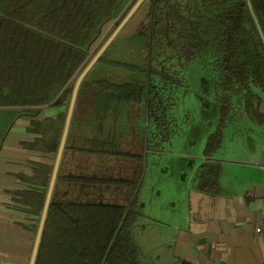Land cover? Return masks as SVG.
Masks as SVG:
<instances>
[{
    "label": "trees",
    "instance_id": "trees-1",
    "mask_svg": "<svg viewBox=\"0 0 264 264\" xmlns=\"http://www.w3.org/2000/svg\"><path fill=\"white\" fill-rule=\"evenodd\" d=\"M137 1L0 0V151L20 118L69 107L77 79L105 44L104 26L120 23ZM126 29V44L141 45L135 48L141 62L112 56ZM121 32L80 84L51 203L127 209L143 151L168 143L175 132L164 110L168 78L151 63L167 52L185 65L201 57L215 78L219 121L191 189L220 197L223 167L209 157L225 128L239 129L247 120L264 125V0H145ZM103 68L127 76L92 77ZM154 73L161 83L147 86V74ZM90 132L89 141L102 148L88 146ZM140 211L137 192L114 236L42 238L34 264H154L144 261L132 236Z\"/></svg>",
    "mask_w": 264,
    "mask_h": 264
},
{
    "label": "crops",
    "instance_id": "crops-1",
    "mask_svg": "<svg viewBox=\"0 0 264 264\" xmlns=\"http://www.w3.org/2000/svg\"><path fill=\"white\" fill-rule=\"evenodd\" d=\"M46 113L20 118L0 151V264H32L38 236L40 241L114 236L124 214L112 207L58 206L50 201L42 225L58 158L57 119L50 117L53 112ZM256 126V152H214L209 157L223 167L220 197L196 192L191 183L185 187L187 212L171 227L176 232L165 243L174 263L264 264V235L256 234L250 222L264 210V125Z\"/></svg>",
    "mask_w": 264,
    "mask_h": 264
},
{
    "label": "rangeland",
    "instance_id": "rangeland-1",
    "mask_svg": "<svg viewBox=\"0 0 264 264\" xmlns=\"http://www.w3.org/2000/svg\"><path fill=\"white\" fill-rule=\"evenodd\" d=\"M118 24L119 22H114L104 26L105 39L102 44L108 40ZM123 31L117 35L118 40L113 45L112 56L120 59L133 56L141 62L142 55L135 49H140L141 45L134 48L126 44L125 39L129 37L131 30ZM151 63L153 68L164 70L168 78L164 110L166 117L173 119L176 125L168 143L154 147V150L146 153L144 174L138 191L141 211L132 227V236L144 261L173 264L174 261L168 259L170 251L165 243L169 240V234L176 232L174 228L180 223V217L187 212V198L184 193L188 183L193 187L197 166L206 159L204 151L208 137L215 131L219 121V104L215 93V78L201 57L185 65L183 60L173 59L167 52L159 58L155 56ZM95 72L92 76L95 79L112 78L118 81L127 76L122 71L109 72L106 68ZM161 77L156 73L147 74V86L149 81L152 85L160 84ZM68 108H58V112L54 111L50 116L57 119L58 150ZM240 126L239 129H234L231 125L225 128L220 148L216 152H256L260 138L259 127L249 120ZM103 135L105 133L100 132L95 137L100 139ZM114 135L109 132L108 139L111 141ZM84 140L88 141V146L96 147L95 149L103 147L101 142L89 141L93 140L91 132L87 133ZM71 141L72 138L68 142ZM121 215L123 217L120 213ZM115 227L116 223L112 230Z\"/></svg>",
    "mask_w": 264,
    "mask_h": 264
},
{
    "label": "water",
    "instance_id": "water-1",
    "mask_svg": "<svg viewBox=\"0 0 264 264\" xmlns=\"http://www.w3.org/2000/svg\"><path fill=\"white\" fill-rule=\"evenodd\" d=\"M145 0H138L136 2V4L133 6V8L129 11V13L125 16V18L117 25L115 31L112 33V35L108 38V40L105 42V44L101 47V49L97 52V54L94 56V58L91 60V62L88 64V66L85 68V70L82 72V74H80L79 78L77 79L75 88H74V92L72 95V99L68 108V114H67V119H66V123H65V127H64V131H63V135H62V139L60 142V146H59V150H58V158H57V163H56V167H55V171L53 173L52 176V182L49 188V192H48V196L44 205V209H43V214H42V225L44 223V219L45 216L47 214V210L49 207V203L51 201V193L53 191V187H54V183L55 180L57 178V172L59 169V163L61 160V156H62V152L64 150L65 147V143H66V139H67V135H68V130H69V125H70V121H71V117H72V113H73V109H74V105H75V100L77 97V93H78V89L80 87V84L82 82V80L84 79V77L89 73V71L92 69V67L94 66L95 63L98 62V60L100 59V57L105 53V51L108 49V47L111 45V43L114 41V39L117 37V35L121 32V30L125 27V25L130 21V19L133 17V15L136 13V11L139 9V7L142 5V3ZM147 131H148V127H147V120L145 122V128H144V143L146 144V139H147ZM145 157H146V152L144 150L143 153V167H142V173H141V177L136 185L134 194L132 196V200L134 198V196L136 195V193L138 192V189L141 185L142 182V178H143V174H144V166H145ZM131 200V201H132ZM131 201L127 207V209L124 211V214L126 213V211H128L130 205H131ZM40 236H38L36 244H35V249H34V255L32 258V264H34L35 258H36V254H37V249H38V245L40 243Z\"/></svg>",
    "mask_w": 264,
    "mask_h": 264
},
{
    "label": "built area",
    "instance_id": "built-area-1",
    "mask_svg": "<svg viewBox=\"0 0 264 264\" xmlns=\"http://www.w3.org/2000/svg\"><path fill=\"white\" fill-rule=\"evenodd\" d=\"M250 222L253 225L256 234L264 235V210L261 215L251 217Z\"/></svg>",
    "mask_w": 264,
    "mask_h": 264
}]
</instances>
